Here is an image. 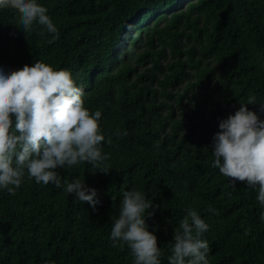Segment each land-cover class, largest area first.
<instances>
[{
	"label": "trees",
	"instance_id": "trees-1",
	"mask_svg": "<svg viewBox=\"0 0 264 264\" xmlns=\"http://www.w3.org/2000/svg\"><path fill=\"white\" fill-rule=\"evenodd\" d=\"M37 2L59 38L49 43L54 34L39 25L24 32L16 10L0 9V65L9 72L39 60L69 70L84 106L102 113L111 171L93 174L87 162L56 169L97 190L95 210L27 172L15 195L0 188V264H134L128 246L110 238L132 189L153 203L146 224L161 264L189 209L209 226V264H264L258 191L240 181L233 189L212 167L222 119L255 96L247 107L264 120V0Z\"/></svg>",
	"mask_w": 264,
	"mask_h": 264
},
{
	"label": "clouds",
	"instance_id": "clouds-1",
	"mask_svg": "<svg viewBox=\"0 0 264 264\" xmlns=\"http://www.w3.org/2000/svg\"><path fill=\"white\" fill-rule=\"evenodd\" d=\"M3 8L19 13L24 32L39 25L54 34L49 43L59 38L47 8L37 0H0ZM83 96V88L67 69L54 70L39 60L9 72L0 65V188L15 195L27 172L29 180L63 188L95 210L97 190L81 179L70 182L56 171L85 162L92 166L93 174L96 170L104 174L111 171L104 163L110 156L101 148L105 141L98 123L102 113L86 108ZM254 103L256 97L251 96L247 104L241 103L234 114L219 122V131L213 137L212 167L231 179L229 186L233 189L240 181L246 182L248 189L257 190L256 199L264 206V120L247 107ZM260 111L264 113V104H260ZM107 142L111 144V138ZM152 208L153 203L141 191L128 190L120 201L118 218L113 219V246L118 241L126 244L134 264H161L157 236L146 224ZM260 219L264 221V211ZM208 227L196 210L189 209L175 229L169 264H209V243L202 239Z\"/></svg>",
	"mask_w": 264,
	"mask_h": 264
}]
</instances>
